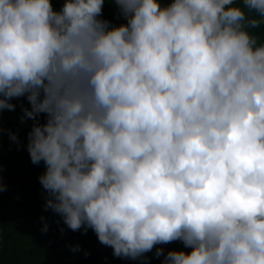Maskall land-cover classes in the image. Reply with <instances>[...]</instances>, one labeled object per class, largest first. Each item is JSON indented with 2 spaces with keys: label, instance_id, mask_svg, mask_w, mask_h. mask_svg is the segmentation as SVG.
<instances>
[{
  "label": "clouds",
  "instance_id": "clouds-1",
  "mask_svg": "<svg viewBox=\"0 0 264 264\" xmlns=\"http://www.w3.org/2000/svg\"><path fill=\"white\" fill-rule=\"evenodd\" d=\"M105 2L0 0V113L30 104L45 208L116 257L264 264V0H107L118 26Z\"/></svg>",
  "mask_w": 264,
  "mask_h": 264
},
{
  "label": "trees",
  "instance_id": "trees-1",
  "mask_svg": "<svg viewBox=\"0 0 264 264\" xmlns=\"http://www.w3.org/2000/svg\"><path fill=\"white\" fill-rule=\"evenodd\" d=\"M55 10H59L64 0H52ZM172 0H162L163 4ZM233 6L243 8L242 0ZM247 13V9H244ZM260 17L249 14V18ZM103 18L113 25L126 23L114 3L107 0ZM250 34L259 37L258 44L264 43V24L248 29ZM15 110L0 113V179L6 190L0 192V264H145L144 258L130 259L116 257L113 248L99 242L96 233L89 228L73 231L63 222V218L51 209H46L48 193L43 189L39 177L46 166L31 162L27 151V137L33 121L22 120L23 108L30 109L26 97L13 98ZM41 123L46 117H38ZM10 132L18 137L19 144L10 139ZM45 225L47 230L45 231ZM79 246V250L72 249ZM184 250L180 241L167 245H157L149 253L146 264H163L164 257H156L157 248ZM87 253V254H86Z\"/></svg>",
  "mask_w": 264,
  "mask_h": 264
}]
</instances>
